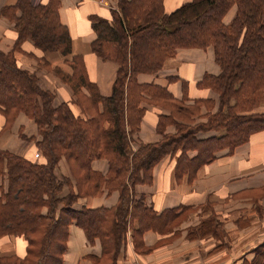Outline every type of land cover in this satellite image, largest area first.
Returning a JSON list of instances; mask_svg holds the SVG:
<instances>
[{
	"label": "trees",
	"instance_id": "obj_1",
	"mask_svg": "<svg viewBox=\"0 0 264 264\" xmlns=\"http://www.w3.org/2000/svg\"><path fill=\"white\" fill-rule=\"evenodd\" d=\"M59 6L60 0H15L1 10L14 22L15 46L31 40L41 51L67 56L64 60L72 70L75 88L86 85L93 91L90 105L76 102L78 110L66 103L54 105L53 92L40 87L34 73L20 68L11 52L0 49V78H4L0 80L4 119L0 132L24 112L35 121L39 134L33 153L40 151L36 157L0 148V236H23L26 258L37 259L32 264H59L66 228L74 221L89 240L98 238L104 256L113 260L131 207L142 227L166 228L176 216L175 209L160 216L142 199L132 197L133 184L150 181L159 159L179 151L178 171L191 174L212 160L216 150L233 148L264 129V111L258 107L264 104V0H183L171 10L166 9L165 0H119V9H112L110 19L91 15L96 32L92 50L118 65L112 92L106 96L90 79L83 58L73 54L72 37L60 21ZM232 8L234 14L225 22ZM182 47H210L220 68L217 74L206 72L197 83L219 95L217 109L205 113L204 122L195 123V117L210 102L207 99L187 103L186 96L175 97L167 86L137 79L139 73L159 71ZM78 65L84 69L79 75ZM145 103L167 110L156 123L163 136L157 143L139 142L135 148L133 134L146 114ZM168 124H175L176 131L163 133ZM201 129L222 132L199 139ZM192 149L198 153L189 157L187 151ZM63 157L75 186L57 176ZM102 157L108 160L105 173L92 166L93 160ZM104 188L119 190L115 207H73L80 196L98 194ZM58 230L61 234L56 236ZM243 264H264V243Z\"/></svg>",
	"mask_w": 264,
	"mask_h": 264
},
{
	"label": "crops",
	"instance_id": "obj_2",
	"mask_svg": "<svg viewBox=\"0 0 264 264\" xmlns=\"http://www.w3.org/2000/svg\"><path fill=\"white\" fill-rule=\"evenodd\" d=\"M14 1L0 0L9 4ZM182 1L165 0V7L171 10ZM113 5L98 0H60L58 9L60 21L71 34L73 54L83 58L87 74L103 94L111 91L118 65L92 50L96 32L90 17L98 15L110 19L112 9H116ZM233 14L234 8L225 15V22ZM13 27V22L0 16V48L3 50H8L15 41ZM27 45L31 48L33 43L29 41ZM31 64L29 62L26 66ZM219 71L210 47H182L166 60L159 71L139 73L138 80L167 86L175 97L186 96L187 103H193L195 99L210 101L201 106L200 116L195 117V123H198L206 121L205 113L217 109L219 95L197 83L206 72L217 74ZM64 91L66 94L73 93L67 87ZM62 102L64 98L57 96L54 99V105ZM146 106L147 113L135 137L138 142L157 143L163 136L156 124L158 116L167 113V110L153 104ZM19 118L15 119L12 128L0 132V148L26 155L32 148H29V143H21L18 131L24 124ZM2 119L0 116V130L4 122ZM175 131V124L163 128V133ZM221 132L201 129L197 138L207 139ZM34 135L37 136V132ZM197 153V149L187 151L189 157ZM179 157V151L165 154L152 167L150 181L136 182L131 188L132 197L142 199L160 216L167 210L175 209L176 216L170 226L159 230L142 227L141 218L136 211L132 213L131 207L118 254L115 259L105 261L101 241L98 238L89 240L85 230L72 221L65 231V247L59 264H243L245 259L251 260L254 249L264 243V129L252 133L248 140L233 148L216 150L212 160L191 174L178 171ZM92 166L105 173L108 160L96 158ZM56 173L59 179H68L75 186L64 157L59 160ZM64 188L65 193L69 191L67 184ZM119 195L118 189L108 191L104 188L101 193L80 196L73 207H115ZM25 247L26 241L21 236L0 239V254L23 255Z\"/></svg>",
	"mask_w": 264,
	"mask_h": 264
},
{
	"label": "rangeland",
	"instance_id": "obj_3",
	"mask_svg": "<svg viewBox=\"0 0 264 264\" xmlns=\"http://www.w3.org/2000/svg\"><path fill=\"white\" fill-rule=\"evenodd\" d=\"M35 1H38V0H35ZM118 1L119 0H116V1L111 0L110 2H111V4L112 3L114 4V7H117ZM8 4L9 3H4V2L1 3L0 2V16H4V17L8 18L11 22H13L8 15H3L1 13L2 8H4V6L8 5ZM116 9L118 10L119 8H116ZM13 24H14V22H13ZM13 29H14V27H13ZM29 41H31V40L24 41L21 46H15V44H14L15 41H14L13 45L11 44V46L8 48V50H3L1 48L0 49L4 52H11L13 54V57L15 58L14 62L17 65H19L20 68L27 69L31 73H34V75L37 76L39 86L42 87V85H45L46 87H42V88L49 89L51 92H53V94H54L53 104H54V99L57 96L60 98H64V102H62V103H66V104L74 107V109L76 108L77 110L79 108L76 106L78 104V103H76L77 101L79 102L80 105L89 104V102H91L89 99V96L91 95L93 89L90 87H87L86 85H81V86H78L75 88L74 82H73V77L71 76L72 70L69 67V63L66 60H64L65 57H67V56H63L59 52H56V51H49V53H47V52L41 51L40 49H38L35 46L33 47V45H32L33 48L32 47L30 48L27 45V42H29ZM2 46H4V45H2ZM29 62L32 63L30 65V67L26 66ZM165 63H166V61L164 62L163 66L165 65ZM53 64H55V65H53ZM85 67H86V65H85ZM83 70L84 69H82V67L80 65H78L76 72L79 75L80 73L83 72ZM116 73H117V70H116ZM115 77H116V74H115ZM3 79L4 78H0V80H3ZM137 79H138V77H137ZM113 83H114V81H113ZM113 83H112L111 91L108 94H103L100 91L101 94L105 95V96L110 95L112 92ZM2 87H5V85H2ZM65 87H67L69 89V91L71 89L73 91V93L72 94H66L64 91ZM74 88H75L76 92L74 91ZM145 104H148V103H145ZM55 105H59V104H55ZM258 107H260L261 111H264V104H262ZM146 113H147V111H146ZM0 116L2 117L1 114H0ZM18 116L20 117L19 120L24 124V126H21L19 128V131H18V133L20 135L21 143H22V145L24 143L25 144L29 143V148H32V150L31 149L30 150L33 153L34 146H35L34 144L36 143V141L39 137V134H37V136L34 135L37 132V125H36L35 121L32 118H30L29 116H27L24 112H20L16 116V118ZM2 120L4 121V119H2ZM11 126L6 128L5 130L12 128ZM5 130H3V131H5ZM136 133L133 134V140H132V144H131L132 147H135L136 144H137L136 147H138V144H139V142L137 141V138L135 137ZM31 152L29 154H32ZM33 155H35L36 157H39L40 151L37 150L35 153H33ZM64 191H65V188L63 189V193H65ZM66 193H68V192H66ZM77 209H80V208H77ZM59 234H61L60 230H58V234L56 236H58ZM6 236H18V235L4 234V235L0 236V239H2V237H6ZM21 237H23V236H21ZM24 240H25V238H24ZM54 242H56V238L53 240V243ZM25 253H26V247H25ZM25 253H23V255H15L14 253H12L11 255L0 254V264H32L37 260L36 256H33V255L32 256L29 255L26 258ZM104 260L109 261V258L107 256H104ZM39 262L41 263V261H37L36 264Z\"/></svg>",
	"mask_w": 264,
	"mask_h": 264
},
{
	"label": "built area",
	"instance_id": "obj_4",
	"mask_svg": "<svg viewBox=\"0 0 264 264\" xmlns=\"http://www.w3.org/2000/svg\"><path fill=\"white\" fill-rule=\"evenodd\" d=\"M98 1L103 3V4H106V5H110L111 4V2H109V0H98ZM114 1H116V0H114ZM111 5H113V3Z\"/></svg>",
	"mask_w": 264,
	"mask_h": 264
},
{
	"label": "water",
	"instance_id": "obj_5",
	"mask_svg": "<svg viewBox=\"0 0 264 264\" xmlns=\"http://www.w3.org/2000/svg\"><path fill=\"white\" fill-rule=\"evenodd\" d=\"M37 264H41V263L39 262V263H37Z\"/></svg>",
	"mask_w": 264,
	"mask_h": 264
}]
</instances>
